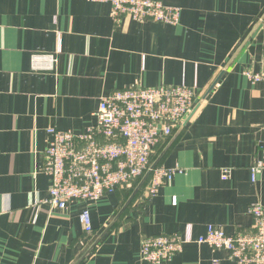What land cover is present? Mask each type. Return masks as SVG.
Returning a JSON list of instances; mask_svg holds the SVG:
<instances>
[{"label":"crops","instance_id":"obj_1","mask_svg":"<svg viewBox=\"0 0 264 264\" xmlns=\"http://www.w3.org/2000/svg\"><path fill=\"white\" fill-rule=\"evenodd\" d=\"M160 1L181 10L178 25L116 23L112 0H0V264H147L146 237L251 229L249 207L264 206V172L253 181L250 171L264 155V83L245 73L263 69L264 0ZM182 84L201 105L156 162L184 173L151 200L149 180L134 181L96 203L50 208L51 128L84 132L116 90ZM228 256L189 244L166 264H236Z\"/></svg>","mask_w":264,"mask_h":264},{"label":"built area","instance_id":"obj_2","mask_svg":"<svg viewBox=\"0 0 264 264\" xmlns=\"http://www.w3.org/2000/svg\"><path fill=\"white\" fill-rule=\"evenodd\" d=\"M112 18L116 23L131 20L176 26L181 10L160 0H112ZM40 56L34 57V64ZM46 68H53L54 56H42ZM252 84L264 83L263 69L247 71ZM200 99L196 86H129L103 97L95 114L96 123L84 132L51 128L50 145L45 153L44 172L51 179L46 203L52 210L64 211L74 202L96 203L123 185L143 179L152 167V158L160 144L169 139L190 117ZM252 180L264 172V155L250 168ZM184 173L180 167L157 166L151 170L145 199L156 197L174 176ZM223 180L229 177L224 169ZM250 230L233 236L216 226L194 238L193 228L184 233L146 237L141 242L140 258L147 264H166L189 244L207 245L214 251H226L236 264H264V206L252 204ZM87 236L93 233L88 210L81 215Z\"/></svg>","mask_w":264,"mask_h":264},{"label":"water","instance_id":"obj_3","mask_svg":"<svg viewBox=\"0 0 264 264\" xmlns=\"http://www.w3.org/2000/svg\"><path fill=\"white\" fill-rule=\"evenodd\" d=\"M218 81H219V79L216 80V82H214V84L211 86V88L208 90V92L206 93V95L203 97L202 100H205V99H206V97H207V96L209 95V93L213 90V88H214L215 85L218 83ZM200 105H201V103H199V104L195 107V109H194L193 112L191 113L190 117L187 119L186 124H187L188 121H189V120L195 115V113H196L197 110L199 109ZM158 163H159V160H158L157 162H155V163L152 165L151 170H153V169L157 166ZM151 170H150V171L147 173V175L144 177V179H143L141 185H142L145 181H147V179L149 178V176H150V174H151Z\"/></svg>","mask_w":264,"mask_h":264},{"label":"trees","instance_id":"obj_4","mask_svg":"<svg viewBox=\"0 0 264 264\" xmlns=\"http://www.w3.org/2000/svg\"><path fill=\"white\" fill-rule=\"evenodd\" d=\"M167 140H169V139H167ZM159 155H160V152H159V150L157 149L155 155H154L153 158H152V165L156 162V160H157V158L159 157ZM157 166H163V165H161L160 163H158ZM157 166H156V167H157ZM149 178H150V176H149ZM149 178H148V180H149ZM137 181H141V180H137ZM148 182H149V181H148Z\"/></svg>","mask_w":264,"mask_h":264},{"label":"rangeland","instance_id":"obj_5","mask_svg":"<svg viewBox=\"0 0 264 264\" xmlns=\"http://www.w3.org/2000/svg\"><path fill=\"white\" fill-rule=\"evenodd\" d=\"M144 179V178H143ZM143 179H139V180H141L140 182H142L143 181ZM137 181V180H136ZM147 181H148V179H147ZM148 186V185H147ZM146 190H147V187H146Z\"/></svg>","mask_w":264,"mask_h":264}]
</instances>
